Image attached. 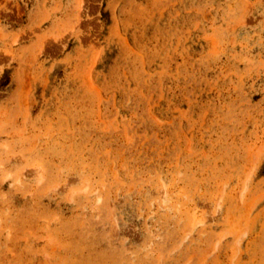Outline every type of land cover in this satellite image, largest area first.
I'll use <instances>...</instances> for the list:
<instances>
[{"label":"rangeland","instance_id":"374dc122","mask_svg":"<svg viewBox=\"0 0 264 264\" xmlns=\"http://www.w3.org/2000/svg\"><path fill=\"white\" fill-rule=\"evenodd\" d=\"M0 264H264V0H0Z\"/></svg>","mask_w":264,"mask_h":264}]
</instances>
